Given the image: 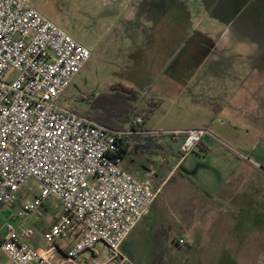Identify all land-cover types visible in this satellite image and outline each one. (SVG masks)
<instances>
[{
    "label": "rangeland",
    "instance_id": "1",
    "mask_svg": "<svg viewBox=\"0 0 264 264\" xmlns=\"http://www.w3.org/2000/svg\"><path fill=\"white\" fill-rule=\"evenodd\" d=\"M29 2L91 53L60 99L63 108L85 114L125 89L140 101L123 128L139 118L157 134L209 129L224 144L205 138L213 147L208 156L197 146L178 165L182 138L156 134L158 144L147 150L130 141L123 169L160 191L121 247L124 264H263L264 245H253L257 231L236 230L235 216L222 222L219 207L221 152L252 158L244 144H256L255 175L264 178V0ZM15 77L11 72L7 81ZM29 186L16 206L0 203V238L7 224H21L18 211L40 193L39 184ZM41 211L25 224L40 238L61 214L52 199Z\"/></svg>",
    "mask_w": 264,
    "mask_h": 264
},
{
    "label": "built area",
    "instance_id": "2",
    "mask_svg": "<svg viewBox=\"0 0 264 264\" xmlns=\"http://www.w3.org/2000/svg\"><path fill=\"white\" fill-rule=\"evenodd\" d=\"M90 57L29 0H0V203L16 206L26 189L33 191L31 181L40 186L18 211L21 224L5 226L0 264H52L24 242L34 239L26 222L42 216L49 199L61 214L43 234L47 251L66 242L64 258L73 263L104 245L124 264L121 247L159 194L122 167L123 140L150 135L141 119L112 130L59 104ZM11 72L16 77L8 82ZM157 135L174 142L182 138V160L205 138L223 144L209 129Z\"/></svg>",
    "mask_w": 264,
    "mask_h": 264
},
{
    "label": "crops",
    "instance_id": "3",
    "mask_svg": "<svg viewBox=\"0 0 264 264\" xmlns=\"http://www.w3.org/2000/svg\"><path fill=\"white\" fill-rule=\"evenodd\" d=\"M121 7H124L126 9V5H121ZM189 130H176L173 132H184ZM145 131L151 136H157V133H151V131L147 130ZM244 145H247L246 149H248V151L250 152L249 154L252 156V158L246 157L244 155L240 156H243L249 160H245L240 156H238L237 159H234L232 155L225 154L223 152H221L220 154V166L223 173L221 188L223 194V203L221 204L219 209L221 210L220 213L223 216L222 222L225 223L227 215H231L232 217L235 216L234 221L236 230L240 226L244 225L246 227V230L249 232L257 231V236L259 235V238L256 240V242L253 241V245L260 248L264 245L263 243L261 244L260 238L264 236V205L263 208L260 206L261 201L264 203V189L262 188V185H264V178H262L260 174L255 175V169H259L257 165L258 163L253 159L256 156L254 154L256 151L255 147H257L256 144L251 145L246 143ZM198 147H200L207 156L209 152L213 150V147H209L208 145H206L205 140H203L198 145ZM182 161L184 160L181 159L178 165L181 164ZM176 167L174 168V170L176 169ZM174 170L169 173L165 182L168 180ZM57 218L58 216L55 218V221L57 220ZM143 220L139 224H141ZM50 227L48 228V230L50 229ZM2 240L3 238L1 237L0 241ZM126 240L123 245L126 243ZM24 242H29L28 245L30 247L37 249L38 251H40V253L48 257L52 264H117L118 262L109 258L108 253L102 245H98L88 254L78 258L73 263H69L65 261L64 258V255L69 248V244L66 242H58L56 244V248L52 251H47V246L44 242L43 234L40 238L38 234L35 233L33 240ZM260 262L264 264V257L260 259Z\"/></svg>",
    "mask_w": 264,
    "mask_h": 264
},
{
    "label": "trees",
    "instance_id": "4",
    "mask_svg": "<svg viewBox=\"0 0 264 264\" xmlns=\"http://www.w3.org/2000/svg\"><path fill=\"white\" fill-rule=\"evenodd\" d=\"M121 91L122 95H112L111 97L102 98L99 102L91 104V108L87 113L78 114L109 129L122 130L134 115L140 98L136 93L131 91L125 89ZM159 138V136L142 135L133 139L137 148L147 150L152 145H157ZM133 139L123 140L120 152V157L123 159L126 158L130 148V141Z\"/></svg>",
    "mask_w": 264,
    "mask_h": 264
},
{
    "label": "water",
    "instance_id": "5",
    "mask_svg": "<svg viewBox=\"0 0 264 264\" xmlns=\"http://www.w3.org/2000/svg\"><path fill=\"white\" fill-rule=\"evenodd\" d=\"M102 246L105 248L106 252L108 253L109 258L112 259V255L110 254V252H109V250L107 249V247H105L104 245H102Z\"/></svg>",
    "mask_w": 264,
    "mask_h": 264
}]
</instances>
